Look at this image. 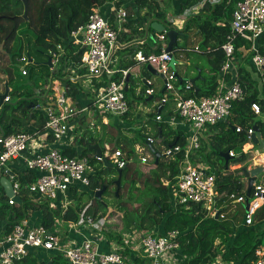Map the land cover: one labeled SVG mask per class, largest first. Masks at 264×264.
<instances>
[{
    "label": "built area",
    "instance_id": "built-area-1",
    "mask_svg": "<svg viewBox=\"0 0 264 264\" xmlns=\"http://www.w3.org/2000/svg\"><path fill=\"white\" fill-rule=\"evenodd\" d=\"M216 3L219 0H203L200 4L184 11L185 17L181 21V27L174 18L165 20L162 32H156L153 39L160 48L158 54L148 56L137 50L132 61L134 65L125 69H120V78L116 81H108L104 86H94L93 78L108 75L110 78L115 71L110 69L112 55L125 44L119 43V35L126 32L124 25L128 23V13L125 3L121 0H111L103 7L108 8L109 14L104 16L100 8H93L87 22L70 33L72 44L83 49L79 65L72 66L74 80L81 84V94L90 101L89 106L76 108L66 95L67 88L60 85L58 93L49 95L53 91L51 82L46 88V100L53 102L51 105L43 106L45 123L43 130L24 131L8 136H0V178L5 177L8 163L22 161L27 170L36 172L38 176L29 184V193L34 196V201L44 200L49 202L51 208L59 207L66 211L71 204L68 199L70 191L77 194L84 191L90 185V177L95 174V168L87 157H68L56 148L41 152L46 143V138H51L53 142L61 143L64 139L74 141L76 136L83 134L84 130L97 131V118H101V124H107L106 115L118 118L129 113L127 103V93L131 78L138 77L140 67L150 66L155 70L157 76L163 79L162 97L156 101L154 110V121L172 126L185 127L187 134L182 148L170 147L164 152L167 159H173L174 153L182 152L183 157L177 165V176L173 182L166 180L169 193L175 198L172 205L186 206L195 204L206 212L207 217L227 220V213L221 212L228 209V204H219L215 185L216 175L211 167V162L207 161L206 153L202 154L203 161H193L199 157V150L203 143L206 144V152L210 151L208 140L209 127L224 122L230 116L231 109L235 103L242 102L248 93L240 85L239 67L243 73L247 74L254 82L256 101L251 102L250 109L254 115V121L264 124V111H262L259 101H264V55L260 54L257 48V40L264 34V0H242L235 4L232 20L230 23V33L226 36L225 43L221 50L225 56L216 88L213 96L201 98H184L179 90L183 88L176 70L182 66L185 54L199 53L198 45L191 49L177 48L174 51L166 52L168 44L166 31L175 29L182 31L185 22L189 17L196 15L205 2ZM192 11L193 15L188 16ZM181 14H176L179 17ZM242 39L248 43V49H240L239 57H235L236 39ZM58 54H51L52 67L62 55V50L58 47ZM19 72L22 77L28 75V67L32 64L25 54L16 60ZM254 75L258 81H254ZM228 78V80H227ZM75 81V82H76ZM79 84V85H80ZM259 85L262 87L259 92ZM143 97L153 98L157 93V87L149 80L143 81ZM191 89V85L186 83L184 90ZM47 91V92H46ZM45 95V94H44ZM171 98V99H170ZM172 100L174 104L173 114L167 121L163 120L161 108ZM9 101L7 96L4 102ZM91 106V107H90ZM38 108V106H37ZM159 112V113H158ZM79 119L78 121H73ZM79 122L83 129L75 133ZM104 123V124H103ZM240 132V129H236ZM253 130L249 129L246 134V142L243 146L251 145L250 153L252 158L247 170L259 167V156L263 155L261 150L251 142ZM151 142L150 139L147 140ZM135 152L140 155L141 163H147L149 155L144 147H137ZM242 152L244 153L243 149ZM101 157H96L97 162L102 163V159L110 162L116 169H123L131 162L119 148H112L110 144L104 145ZM233 151L228 152V157H234ZM103 164V163H102ZM237 166H230L234 169ZM15 195L19 192L20 186L16 178H9ZM165 186V187H166ZM18 196V195H17ZM230 215L235 214L237 205L247 204L243 221L235 228H249L256 222V218L261 209H264V184L253 182L249 198L246 193H232L228 196ZM9 205L16 204L8 199ZM237 204V205H235ZM64 222H55L52 229H47L41 224L30 225L29 219H23L15 224L0 240V264H25L30 249H42L45 251H57L67 264H137V260L145 261V264H179L182 261L177 239L180 236L178 231H169L160 235L154 232L136 231L130 235H125L119 241H110L108 250L100 252L98 246L89 238L83 239L80 244H63L58 234L56 225ZM87 223H91L87 221ZM67 230L78 233L79 228L85 227V221L81 218L78 222H67ZM89 225V224H87ZM103 225V224H102ZM88 227V226H86ZM97 227V226H96ZM89 228V227H88ZM79 230V231H78ZM132 253L135 257L129 258ZM256 260L253 264H264V247H259L255 251ZM212 264H228L219 257Z\"/></svg>",
    "mask_w": 264,
    "mask_h": 264
},
{
    "label": "trees",
    "instance_id": "trees-1",
    "mask_svg": "<svg viewBox=\"0 0 264 264\" xmlns=\"http://www.w3.org/2000/svg\"><path fill=\"white\" fill-rule=\"evenodd\" d=\"M109 1L111 0H27V12L24 18L23 4L20 0H0V54L8 60V62H5L3 71L9 89V101L5 102L0 109V130L3 136L24 132V125L29 121H34L36 130L41 132L45 123L43 114L34 111L38 106L39 97L32 92H15L11 86L14 81L13 70L16 66V60L23 53L21 46L16 53L12 50V43L20 24L26 22L28 30L32 31L34 36V46L40 49L41 52L50 57L51 54H58V47H60L62 50L60 63L65 67H68L69 64L76 66L80 63L83 49L71 43L70 33L87 22L93 8H102ZM125 1H131L134 5L132 9L125 4V9L129 12L128 17L131 16L130 11L135 10L140 13V11L145 10V18H156L160 23L165 20L166 5L163 7V0H121V4H124ZM202 1L183 0L179 4V10L175 13L182 14ZM239 1L242 0H220L216 3L207 1L196 15L188 18L182 31H179L180 37L188 38L187 34L194 32V37L199 38L198 48L200 52H184V54L186 53L185 56H195L198 59L197 62L204 61L207 64V70L200 66L192 67L191 65L189 71L192 70L194 74L191 77L179 78L183 86L179 91L184 98L209 97L215 94L219 72L225 61L221 46L230 33L234 6ZM159 2L162 3V6ZM173 2L174 0H168L167 5H173ZM136 24L138 23L132 20L126 23L124 27L128 32ZM129 32H122L119 35L120 44H127L133 40L134 37L131 36L133 32ZM135 33L141 35L142 31ZM153 43L156 42L151 38L148 42L138 45L134 49L129 46L118 49L113 55V59L116 61L110 66V69L115 73L110 78H108V75L98 77L100 80L99 86L106 85L108 81L118 80L120 69L133 66L134 62L128 57L137 50L145 56L158 54L160 48L157 44H154V48H151ZM256 44L259 53L264 55V34L257 40ZM234 46L236 48L235 57L237 58L240 55L241 48L248 49V43L240 38L236 39ZM181 48L185 50V47ZM175 49H177L176 45L172 50ZM29 59L31 62L33 61L32 58L29 57ZM36 67L34 63L28 67L26 78L33 79V72ZM45 67L47 71L45 75L48 78L52 77V74H55L53 67L47 65ZM143 70H145V74H149L146 68H143ZM198 70L200 78L192 85L189 81L197 76ZM19 75L21 76L20 72ZM53 77L55 78L54 75ZM57 79L60 80L59 77ZM239 81L248 96L242 102L233 105L230 116L226 121L209 127L210 151L206 152L207 146L203 143L198 154L200 159L193 157L195 162L203 161L202 154L204 153H206L205 158L209 162H211L212 157L216 158L215 185L220 196L218 205L226 203L228 209L232 207L228 201L230 194L247 192L248 184L242 172V168L247 169L252 158L250 153L252 146H243L246 142L247 131L256 125L264 140V124L254 121V115L250 109L251 102L256 101L254 82L247 74L243 73L241 67H239ZM62 82L67 88L66 95L68 97L75 99L76 95L81 94L78 82H74L70 78L62 80ZM186 83L191 85V89L188 91L184 90ZM135 88L132 84L128 93L133 95ZM143 88L144 86L141 85L136 100H140L144 104H151L156 98L153 96L150 100L145 99ZM161 97L162 95L159 96V99ZM126 99L130 109L134 101L128 100L127 96ZM259 104L262 111H264V101H259ZM162 110L160 111L162 112ZM154 111L157 113L159 109ZM80 127L82 128V125ZM237 128L240 129V132L236 131ZM107 129L108 126L103 125L100 134L96 131L84 130L83 134L76 136L74 139L78 149L66 148L60 150L63 155L68 157H87L96 171L90 177V185L84 192L80 194L75 191L69 192V195L74 196V202L64 212L59 207L51 208L49 202L37 203L34 201L33 195L29 193L28 186L38 175L36 172L27 169L22 170L20 177L16 179L20 186L17 193L20 203L9 205L8 198L3 194L0 196V214L3 216L5 212L9 211V219L14 222L9 224L8 231L19 221L29 219L35 211H42L41 225L47 229H52L56 221L64 223L78 222L83 218L85 223L87 221L95 223L97 220L112 216L118 217L119 215L125 231L135 228L148 233L153 231L154 235L157 236L169 231H178L180 236L177 241L182 258L179 264H212L218 257L228 264H253L255 262L256 249L264 247V209H261L258 213L255 222H258V224H254L249 228L238 229L235 226L243 221L248 202L243 204L244 207L241 206L239 211L236 209L235 214L228 215L225 221L219 218L207 217L206 212L195 204H189L187 208L186 206L175 207L172 205L169 187L163 186L160 180L165 179L170 182L175 180L178 173L177 165L183 154L182 152L174 153L173 159L168 162L167 166L162 163V160L167 159L164 152L170 147L182 148L184 146L185 136L182 131L173 130L165 123L156 124L149 120L147 125L139 131V137L142 138L141 144L153 159L150 161L151 163H141L140 161L141 164H144L143 173L138 170L137 163L139 161L127 164L123 168L118 196L116 197V185L114 183L117 179L116 168L105 167L102 163L97 162L95 152L90 149L91 146L98 145L101 151H104V145L111 142ZM77 132L78 130L75 131L76 134ZM148 139L151 140L150 143L147 142ZM148 144L159 155L156 164ZM162 149L163 152H161ZM230 151H233L235 155L229 157L226 164L221 155ZM127 157L133 160L134 150L132 148L127 151ZM214 163L216 164V162ZM230 166H238L239 168L230 171ZM166 172L168 173L167 176ZM259 178L260 181H264V171ZM138 182H142L143 188L138 186ZM261 184H264V182ZM102 187H105V191L100 199H96L94 193ZM222 211L226 212L227 209H221L220 213ZM102 233L108 237V240H120V234ZM51 262L52 264H67L66 260L60 255L53 257ZM31 263L33 264V262ZM25 264H28V262L25 261Z\"/></svg>",
    "mask_w": 264,
    "mask_h": 264
},
{
    "label": "crops",
    "instance_id": "crops-1",
    "mask_svg": "<svg viewBox=\"0 0 264 264\" xmlns=\"http://www.w3.org/2000/svg\"><path fill=\"white\" fill-rule=\"evenodd\" d=\"M214 1V0H213ZM125 4L127 5V6H130L132 9L134 8V5H133V3L131 2V1H128V2H126L125 1ZM173 5H174V2H173ZM100 11H101V13L104 15V16H107L108 14H109V10H108V8H105V7H102V8H100ZM131 13H133L134 15V18L132 17L131 19H129L128 21L130 22V21H136L138 24H136L134 27H133V29L132 30H128V32L129 33H131V32H133L132 34H131V36H133L134 38H133V40L132 41H130L129 43H127V44H125V45H123V46H120V48L119 49H122V48H124V47H127V46H129L130 48H136V47H138V45H142L143 43H146V42H148L149 41V39H151L152 38V40H153V36L155 35V30H153V29H151L150 27H148L147 28V23L148 22H151V23H154V22H156V21H158L156 18H151V19H147V18H145L144 17V15H145V10H142V11H140V13L139 12H136L135 10H133V12L131 11ZM135 19V20H134ZM159 22V21H158ZM160 23V22H159ZM137 31H142V34L140 35V33H138V34H136L135 32H137ZM127 32V29H126V33H128ZM135 34H136V36H135ZM194 38H196V37H194ZM180 39H181V37L179 36V34H178V36H177V41H176V46H177V48H181L180 46H179V44H178V42L180 41ZM154 44H157V43H153V45H152V47L151 48H154ZM192 44V46H188V47H185V48H188V49H191V48H193L194 46H196V45H198V44H195L194 45V43H191ZM190 44V45H191ZM113 56V55H112ZM132 56L133 55H131L130 57H128L130 60H132ZM190 57H186L185 56V58H184V61H183V64H182V66L181 67H179L177 70H176V73H177V77H179V78H182V77H184L185 76V74H187V72H188V69H189V67H190ZM116 60H114L113 59V57H111V62H113L112 64H114V62H115ZM5 65V62H0V94H2L4 91H3V89H4V84H5V82H6V77H5V73H4V71H3V69H4V66ZM57 65H60V66H62V64L60 63V60L56 63V64H54L53 65V71H54V73H55V71H56V73L55 74H52V77H49L48 78V83L47 84H45V85H47V87L46 88H48V86L50 85V82H51V86H52V89H53V91L51 92H49V95L51 96V95H54V94H56V93H58V91H59V87H60V85L62 86V87H64V88H66L65 87V85L63 84V82H62V80H65V79H67V78H70V79H72L74 82L76 81V80H74L73 79V77H75V74H73V71H72V66H74V65H72V64H69V66L67 67L68 68V70L67 71H70V74H68V75H66V76H63V75H60L58 72H57V70L55 69V67L57 68ZM51 68H52V66H51ZM143 68H146L147 69V66H145V67H140V72L138 73V77H135V78H131L132 80H131V82L129 83V87H131V85L133 84L136 88L134 89V96H133V99H135L136 100V96H138L139 95V92H140V86L141 85H143V81L146 79V80H149V81H151L152 82V84H154V86L155 87H157V90L159 89V90H161L160 92H162V88H163V79L162 78H160L159 76H157V75H154V74H152V73H150L148 70V72H149V74H145L144 72H145V70H143ZM40 69V68H39ZM39 69H35V70H37V71H39ZM43 70V69H42ZM58 74V75H57ZM190 74H194V73H192L191 71H190ZM53 75L55 76V78L53 77ZM150 76H153V77H150ZM192 75H190V77H191ZM57 77H59L60 78V80L59 79H57ZM156 78V79H155ZM158 79V80H157ZM160 80V81H159ZM162 81V82H161ZM76 82H78V81H76ZM100 80H99V78L97 79H95V78H93V80H92V84L94 85V86H97V87H100L99 85H100ZM79 84H80V82H78ZM96 84H98V85H96ZM80 87H81V84H80ZM102 87V86H101ZM45 88V89H46ZM82 88V87H81ZM47 92V91H46ZM33 93L35 94V96H38L39 98H38V108H36V109H34V111L35 112H39V113H41V114H43V111L42 110H40L41 108H43V104H45L44 106H47V105H51V104H53V102H48V100H46V93H45V95H43L42 97L41 96H39V95H37V89H35L34 91H33ZM162 94V93H161ZM8 95H9V92H8ZM128 97V96H127ZM69 99H70V101H71V103L76 107V108H81V107H84V106H89L90 105V101L87 99V98H85L84 96H82V94H79V95H76L75 96V99H73L72 97H68ZM147 100H150V98H146ZM156 101H155V99H154V101L153 102H151V104H144L143 102L142 103H138V102H132V105H131V107H130V109H129V113L127 114V115H124V118L126 119V121H127V118L129 117V115H132L133 116V118H135V119H137L136 120V122H131V121H127V123H128V126H130V124H133L132 126H135L136 128H137V130H134L135 132H134V135H137L136 136V138H135V142H134V146H135V149L137 148V147H140V145L138 144V140H139V131H141V129H142V127H145L146 125H147V123H148V121L149 120H151V121H153V122H155L154 121V115H152V113H154V111H152V109L154 110V106H155V103ZM138 103V104H137ZM169 103V102H168ZM166 106H167V104L166 105H164L161 109H163L162 110V113H161V115H162V118H163V120H165V121H167L168 120V118L173 114V111H174V105H173V107L171 108V106L169 107V109L167 110V111H165L166 110ZM91 107V106H90ZM134 109V110H133ZM132 110H133V112H132ZM164 112H165V114H164ZM132 116H130L129 118H131L132 119ZM43 117H44V114H43ZM44 119H45V117H44ZM117 119H120V117H118ZM130 119V120H131ZM79 119H74L73 121H78ZM107 121V120H106ZM116 122V121H115ZM81 123L82 122H79V124H78V127H77V129L76 130H78V132L80 131V129L82 130L83 129V127L81 128L80 126H81ZM117 123V122H116ZM150 123H152V122H150ZM156 124H161V123H157V122H155ZM33 124V125H32ZM104 124V123H103ZM105 126H108V121H107V124H104ZM171 129H173V130H177V131H181V128L184 130L183 131V133L184 134H187V130H186V128L185 127H182V126H179V125H176L174 128L172 127V126H170V125H168ZM119 129H121L122 128V126H121V124L120 125H118L117 126ZM126 129L128 130V131H132L131 130V128L130 129H128L127 127H126ZM31 130H33V131H37L36 130V127H35V124H34V121L33 122H26V124L24 125V131H31ZM149 130V129H148ZM0 132H1V130H0ZM0 134H2V132L0 133ZM138 138V139H137ZM76 141H71L70 139H64L63 141H61V143H58V142H53L52 141V139L49 137V138H46V143H45V146H44V148L43 149H41V152H45V151H47V150H49V149H52V148H56V149H58V150H63V149H69V148H74V149H78V145H77V143H75ZM249 145H247L246 144V146L245 147H248ZM264 156V154L263 155H259V156H256L255 155V157L256 158H259V163H260V166H262L263 167V171H264V160L262 161V160H260L262 157ZM6 169H7V173H6V175H5V177L6 178H10L11 176L13 177H15L16 179L17 178H19L20 177V173L22 172V170L23 169H26L25 168V166H24V163L22 162V161H15V162H11V163H8L7 164V166H6ZM38 175V174H37ZM4 195V196H6L5 195V193H4V191H3V188L0 186V196L1 195ZM68 199H69V201L71 202V203H73L74 202V196L73 195H68ZM33 200H34V196H33ZM34 202V201H33ZM37 203H43V202H45L44 200H37L36 201ZM61 204H59L58 205V207L60 206ZM71 205V204H70ZM0 207H1V202H0ZM58 207H56V208H58ZM60 208V207H59ZM236 209H238V206L236 207ZM9 215H10V213H9V211H7V212H5L4 214H3V216L0 214V240L3 238V236H5V234L8 232V229H9V224L11 223V224H13L14 222H13V220L11 219H9ZM119 216V215H118ZM42 218H43V213H42V211H35V212H33L32 214H31V216H30V218H29V222H30V225H36V224H41V222H42ZM108 218H110V217H108ZM107 219H103V225L102 226H100V225H98L96 222L95 223H87V224H89V225H87L86 223H85V227L83 226V227H81V228H79V232L78 233H72V231H68L67 230V222H65V223H60V225H56V227H57V230H58V234H59V236H60V239H61V241L63 242V244H67V245H77V244H80L82 241H83V239H86V238H89V239H91L92 241H94L95 242V244L98 246V248H99V250H100V252H106L107 250H108V243L110 242V241H116V240H114V239H111V240H108L107 238V236H105V234L104 233H102L103 232V228L106 226L107 228L109 227V225H107V224H109L110 223V221H106ZM57 222H59V221H57ZM260 223V222H259ZM121 224H122V221H121ZM240 224V223H239ZM255 224H258V222L257 223H255ZM63 226H64V228H63ZM86 226H88V227H86ZM97 226V227H96ZM111 226V225H110ZM112 227L113 226H111L110 227V229L112 230ZM115 227V226H114ZM116 228H117V226H116ZM109 229V228H108ZM122 230L123 231H120V232H116V231H114V232H112L113 234H116V233H118V234H120L121 233V235H120V239H122V237L123 236H125V235H130V234H132V233H134V232H136V231H139L140 229H130L129 231H125L124 229H123V224H122ZM92 231L93 232H95V233H92ZM110 231V230H109ZM141 231V230H140ZM119 241V240H118ZM58 255H60L57 251H45V250H42V249H30L29 250V255H28V257L26 258V260L25 261H27L28 262V264H32L31 262H33V264H47L48 262H50L51 264H52V262H51V260H52V258L53 257H55V256H58ZM133 257H135L132 253H130L129 254V258L130 259H132ZM137 264H145V261H143V260H137Z\"/></svg>",
    "mask_w": 264,
    "mask_h": 264
},
{
    "label": "rangeland",
    "instance_id": "rangeland-1",
    "mask_svg": "<svg viewBox=\"0 0 264 264\" xmlns=\"http://www.w3.org/2000/svg\"><path fill=\"white\" fill-rule=\"evenodd\" d=\"M163 2H164V6L163 7H165V5H166L165 10H166L167 19L174 18V20L178 23V26L181 27V21L183 20V17H185L184 12L179 17H176L175 11L177 12L179 10V4L181 2H183V0H174V5H171V4L167 5L168 4V0H163ZM159 3H160V6H162V3L161 2H159ZM127 13H129V12L127 11ZM188 13H189L188 16L193 15L192 11H190ZM130 15L131 16L128 17L129 19H131L132 17L134 18V16H133L134 14L131 13V11H130ZM28 29L29 28H28L26 22H22L20 24L19 30L17 31L15 39L13 40V43H12V50H13L14 53H16L18 51V48L21 46L22 49H23L22 55L25 54L27 57L29 56L30 58H32L33 59L32 65L34 63L37 66L36 68L37 69L40 68V69H39V71L34 70V72H33V79H35V80L28 79L26 77H22V76L19 75V68H18L19 66H18V64H16V66H15V68L13 70L14 81H13V84L11 86H12L13 91H15V92L23 91V92H28V93L32 92L33 93V91L35 89H37V95L42 97L45 94V90H46L45 88L47 87V85H45V84L48 83V77L45 75V73L47 72L46 71V67L43 64V63L46 62V56H48V55L45 54L44 52H41L40 49H38V48H36L34 46V43H33L34 42V36L32 34V31H30ZM187 36H188V38L181 37L180 41L178 42L180 47L192 46L191 43H194V45L198 44L199 38H197V37L194 38V32H189L187 34ZM189 61H190L189 62L190 66L191 65H192V67L200 66L203 69L207 70L206 62H204V61L197 62L198 59L195 56H190V60ZM0 62H8V60H7V58L4 55L1 56V54H0ZM55 69L57 70V72L60 75L66 76V75L70 74V71H67L68 68L65 67L64 65H62V66L57 65V68L55 67ZM191 72L194 73L192 70H191ZM55 73H56V71H55ZM190 75H193V74H190V71L188 69V72H187V74H185V76L188 77ZM150 77H153V76H150ZM254 78H255L254 81H258V77L256 75H254ZM258 89H259V92L261 93V91H262L261 85H259ZM160 95H161V93L159 92V89H158L157 93L155 94V98H156L155 101H159V96ZM127 96H128V100H130V101L132 100L134 102L141 103L140 100L133 99L134 95H131V94L128 93ZM173 105L174 104H173L172 100H170L169 103L166 106V110L165 111H167L170 106L172 108ZM133 110H132V112H133ZM164 114H165V112H164ZM130 116H132V115H129V117ZM105 117H106V119L108 121L107 133L109 135V138L111 139V142L109 143L111 145V147L112 148H119L124 154H127V151L130 148H132L134 150V158H133V160H131L130 163L132 164L135 161H137V162L139 161L137 163V167H138V170L143 173L144 172V168H143L144 164L140 163V155L135 152V146L133 145L134 142H135V138L137 136V135H134V132H135L134 130H137V128L135 126H132L133 124H130V126H128V123H127V121H131V122L134 123V122H136L137 119L133 118V116H132V119L128 117L127 121H126V119L124 117H120V119L113 118V116H110V115H106ZM97 123H98V130L96 131V133L100 134L102 132V129H103V125L101 124V118L100 117L97 118ZM120 124L122 126L121 129H119L117 127ZM126 127L128 129L131 128L132 131H128L126 129ZM109 128H111V129H109ZM181 131L183 132L184 130L181 128ZM184 135H186V134H184ZM138 138H139L138 144L140 145V147H143V145L141 144L142 138L141 137H138ZM161 152H163V149L161 150ZM144 155L145 156L149 155V158L147 160H148V163H151L150 161H152L153 157L149 154V152L148 151L144 152ZM169 161H170V159H166L165 161L162 160V163L165 166H167ZM214 162H216V164ZM215 165H217L216 158L212 157V159H211V167H212L214 173H215V170H216V168H215L216 166ZM249 165H250V162H249L248 166ZM238 168L239 167L237 166L234 169L229 168V170L230 171H234V170H237ZM167 175H168V173L166 172V176ZM160 181H161V184L163 186H166L167 183H166L165 179H161ZM255 182L261 184L264 181H260V178H257ZM138 186L140 188H143L142 182H138ZM84 191H82V192H84ZM169 196H170V193H169ZM170 200H171V202H172V200L175 201V198L172 196V199H171V196H170ZM241 206L244 207V205H238V209H237L238 211L240 210ZM226 213H227L226 217L231 214V212H229V209H227ZM105 219H107L106 221H110V223L107 224V225H109V227H108L109 229L105 226L103 228V232H114V231L120 232V231H123L122 230V224H121L120 216H118V217L112 216L110 218L107 217ZM96 223L98 225L102 226L103 219L97 220ZM110 225L113 226L112 230L110 229V227H111ZM116 226H117V228H116ZM63 228H64V226H63ZM92 233H95V232L92 231ZM116 234H118V233H116ZM120 235H121V233H120Z\"/></svg>",
    "mask_w": 264,
    "mask_h": 264
},
{
    "label": "water",
    "instance_id": "water-1",
    "mask_svg": "<svg viewBox=\"0 0 264 264\" xmlns=\"http://www.w3.org/2000/svg\"><path fill=\"white\" fill-rule=\"evenodd\" d=\"M23 4V17H26V12H27V0H20ZM93 2V1H92ZM150 27L151 29L155 30L156 32H162L165 28L164 25H162L161 23H159L158 21L151 23L148 22L147 23V28ZM178 31H176L175 29H168L166 31V36L168 39V44L167 47L165 49L166 52H171L173 47L176 45V41H177V36H178ZM44 65H47L49 67L52 66L51 64V57L46 56V62L43 63ZM147 70L154 74L157 75V73L155 72L154 69H152L150 66H147ZM200 78V72L198 70L197 72V76L195 78H191L190 79V84L194 85L195 82ZM8 83L7 81L4 84V92L2 94H0V109L2 108L3 104L5 103L4 100L5 98L8 96ZM159 113V112H158ZM253 134L251 135V142L252 144L256 145L257 148L259 150L262 151V153H264V140L261 137L259 128L254 125L253 128ZM1 133V132H0ZM2 134H0L1 136ZM148 148L150 149V152L154 155V159H155V164L158 162V158L159 155L157 153H155L152 149L150 144H148ZM91 150H93L95 152L96 157H101L102 153H101V149L98 145H94L90 147ZM221 157L225 160V163L227 164L229 157H228V153H223L221 155ZM102 163L105 167H109V168H113V165L108 162L105 159H102ZM123 169H116V173H117V179L115 180V185H116V190H115V195L116 197L118 196V191H119V187H120V179H121V173H122ZM242 172L244 175V178L247 180V192H246V197L249 198L250 195V191L253 185V182L256 181L257 178H259L260 174L263 172V167L259 166L256 168H253L251 170H247L245 167L242 168ZM0 186L3 188V191L6 195V197L8 199H11L12 202H15L17 204L20 203V199L17 195H15L14 191H13V187L11 185V182L8 178L6 177H1L0 178ZM105 191V187H102L100 190H96L94 193V197L96 199H100L101 195L103 194V192ZM215 219H217V216H215ZM47 264H51L50 262H48Z\"/></svg>",
    "mask_w": 264,
    "mask_h": 264
},
{
    "label": "bare ground",
    "instance_id": "bare-ground-1",
    "mask_svg": "<svg viewBox=\"0 0 264 264\" xmlns=\"http://www.w3.org/2000/svg\"><path fill=\"white\" fill-rule=\"evenodd\" d=\"M260 160H262V161H263V160H264V156H263V157H262Z\"/></svg>",
    "mask_w": 264,
    "mask_h": 264
},
{
    "label": "flooded vegetation",
    "instance_id": "flooded-vegetation-1",
    "mask_svg": "<svg viewBox=\"0 0 264 264\" xmlns=\"http://www.w3.org/2000/svg\"><path fill=\"white\" fill-rule=\"evenodd\" d=\"M114 168V167H113Z\"/></svg>",
    "mask_w": 264,
    "mask_h": 264
}]
</instances>
